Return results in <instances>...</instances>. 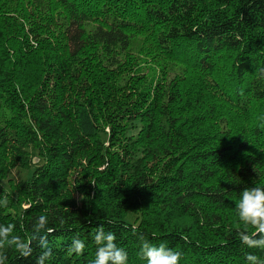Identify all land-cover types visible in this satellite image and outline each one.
Returning a JSON list of instances; mask_svg holds the SVG:
<instances>
[{"label":"trees","instance_id":"16d2710c","mask_svg":"<svg viewBox=\"0 0 264 264\" xmlns=\"http://www.w3.org/2000/svg\"><path fill=\"white\" fill-rule=\"evenodd\" d=\"M28 146L43 162L7 177ZM253 186L264 187V0H0V225L27 238L47 215L45 264H90L99 226L127 264H146L141 238L179 264L264 259L237 235L235 205ZM32 248H6L5 264H35Z\"/></svg>","mask_w":264,"mask_h":264},{"label":"clouds","instance_id":"9594fccd","mask_svg":"<svg viewBox=\"0 0 264 264\" xmlns=\"http://www.w3.org/2000/svg\"><path fill=\"white\" fill-rule=\"evenodd\" d=\"M7 199L0 200V206H7ZM236 214L239 222L244 225V230L237 233L242 245L248 248L264 249V187L253 186L244 188L236 202ZM63 224V218L60 219ZM49 217L40 215L32 225L31 233L27 238L14 235L15 225H0V264H5L4 250L12 248L21 258L32 255V243L35 241L42 250L36 258L35 264H45L52 257V249L48 245L47 234L54 231L48 227ZM251 227L254 231L248 232ZM140 256L146 264H179L181 253L174 251L164 244L153 245L141 238ZM93 241L97 245L95 257L90 264H127L128 254L122 247L115 243L116 236L112 232H105L103 226H99L94 234ZM85 243L79 238H73L68 248L69 254L80 255L83 253ZM247 264H264V259L257 255L247 253Z\"/></svg>","mask_w":264,"mask_h":264},{"label":"rangeland","instance_id":"374dc122","mask_svg":"<svg viewBox=\"0 0 264 264\" xmlns=\"http://www.w3.org/2000/svg\"><path fill=\"white\" fill-rule=\"evenodd\" d=\"M24 154L28 158V162L24 163L23 165L11 166L7 172V177H11L14 180L24 179L31 174L33 168L43 162V159L40 158L37 152L34 151L30 146L26 148ZM6 179H4L3 184L6 186V188H8ZM127 219L131 220L130 214L127 216Z\"/></svg>","mask_w":264,"mask_h":264}]
</instances>
